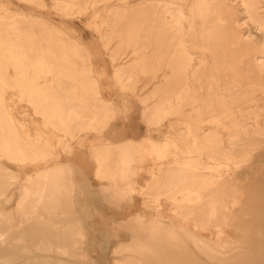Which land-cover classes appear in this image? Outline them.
I'll return each mask as SVG.
<instances>
[{"label":"bare ground","instance_id":"1","mask_svg":"<svg viewBox=\"0 0 264 264\" xmlns=\"http://www.w3.org/2000/svg\"><path fill=\"white\" fill-rule=\"evenodd\" d=\"M58 1L67 13L90 6L88 0ZM4 10L0 6L1 85L17 89L64 136H74L72 119L82 116L88 117L87 128L105 129L114 118V102L93 98L99 85L92 53L35 22L9 21ZM95 16L104 35H119L111 53L119 86L126 89L141 75L148 84L156 81L145 97L158 92L143 109L146 122L163 129L176 147L191 144L187 155H194L166 167L168 178L164 169L157 185L183 200L191 196V202L177 205L186 210L187 223L177 228L134 216L127 225L133 239L114 245L112 264H207L202 255L211 264H264V164L245 186L246 196L235 195L243 187L237 181L243 165L264 163V0H117ZM127 47L135 61L120 66L119 49ZM127 69L133 70L130 79ZM247 96L253 100L245 105ZM87 108L92 110L84 113ZM46 148L22 137L0 102V196L9 192L4 204L12 203L7 210L0 202V264H98L82 212L95 197L115 208L128 201L129 189L139 186L134 145L123 138L96 151V175L107 180L96 190L80 183L68 162L27 172L17 182L9 166L44 158ZM214 227L223 238L214 237ZM38 251L52 255L36 258Z\"/></svg>","mask_w":264,"mask_h":264},{"label":"rangeland","instance_id":"2","mask_svg":"<svg viewBox=\"0 0 264 264\" xmlns=\"http://www.w3.org/2000/svg\"><path fill=\"white\" fill-rule=\"evenodd\" d=\"M128 1L138 2V0ZM94 2L95 4L92 6ZM88 3L90 6L83 12L71 11L67 13L61 8L58 0H0V6H3L4 11L9 15L7 20L35 22L37 28L57 33L63 36L67 43H75L78 48L89 50L92 53L90 58L93 65L92 72L98 79L99 85L97 99L96 97L93 98L104 102L109 99V101L114 102V118L106 128L101 130L87 128L88 117L82 116L72 119L71 132L75 133L74 136H64L54 124L47 122L29 101L23 99L17 89L2 86L1 83L0 102L5 119L8 122H14L20 135L29 137L33 142L40 145H46V149L49 151L44 158L36 159L29 164L10 165L9 168H13L18 175L17 182L25 177L27 172L68 162L75 168L78 181L96 190L107 183V180L96 175V170L99 168L96 151L111 146L114 141L123 138H128L133 143L139 159V162L134 165V167H140L138 168L140 173L136 177L139 186L129 189L128 201L121 208H115L95 197L91 203L87 204V210L82 212L90 238L88 247H91L93 258L97 259L98 264H112L114 245L120 242H129L133 239V232L130 226L127 225L129 222H133L134 216L155 217L177 228L187 223L189 216L186 210H180L181 205H177L179 202H191L189 200L191 196L187 195L188 199L183 200L179 196H172L168 189L157 188V185L162 180L160 173L164 169L163 179L168 178L166 167H173L176 162L184 159H192L194 155H187L192 149L191 144L188 142L176 143L178 146L181 145L176 147L174 141L165 139L163 129L153 130L146 122L143 109L154 103V100L158 97V92L150 99L146 100L145 97L153 89L156 81L148 84L145 76L141 75L136 79L134 72L135 81L132 82L133 85L125 89L121 88L119 82L113 77L114 63L111 59V53L118 49L119 35L116 34L110 38L104 35L103 28L98 26L100 18L96 17L95 14H106L109 9L117 4V0L105 2L88 0ZM235 12L244 16L239 10H235ZM92 21L93 23H91ZM97 26L101 29L97 30ZM117 61L120 66H127L128 64L130 66L135 61L131 48L119 49ZM6 72L11 75V68L7 67ZM132 72V69L130 71L127 69L124 76L130 79L133 76V74L130 75ZM43 83L44 79L41 78L39 84ZM245 98V105L252 103V97L247 96ZM89 99L91 101L92 97H89ZM235 107L233 106L231 109ZM87 109L89 110H84V113H89L87 111L92 110ZM94 111L99 113L102 110L94 109ZM63 144H67L69 147L66 148ZM175 148L182 149L183 152H179ZM203 158L202 155L198 157L200 160ZM159 159L165 162L158 164L156 161ZM254 162L242 166V174H239L240 177L237 181L243 187L240 189L238 186L239 189L235 191V195L241 193L242 196H246L249 190L245 186L249 184L248 182L253 181L260 166L264 164L263 161L259 160H254ZM158 176L160 177L158 178ZM8 193L5 192L0 196V202L3 203L2 207L7 210L12 207L11 202H5L4 204V198ZM232 201H228L226 207ZM190 224H188V227L193 230L194 227ZM214 230L216 231L214 237H224L218 233L220 228L214 227ZM104 231H110L114 236H107ZM106 239L107 242L102 243L99 247L98 243ZM249 247L251 248L249 250H255L253 245ZM34 255L39 258L52 255V253L46 254L43 251H38ZM200 260L207 264L213 262L205 255H202Z\"/></svg>","mask_w":264,"mask_h":264}]
</instances>
